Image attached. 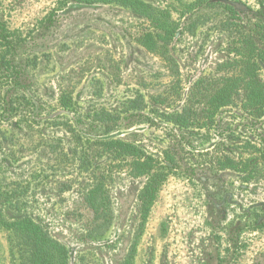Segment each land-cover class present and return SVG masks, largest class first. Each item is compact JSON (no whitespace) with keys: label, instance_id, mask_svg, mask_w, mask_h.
Instances as JSON below:
<instances>
[{"label":"rangeland","instance_id":"1","mask_svg":"<svg viewBox=\"0 0 264 264\" xmlns=\"http://www.w3.org/2000/svg\"><path fill=\"white\" fill-rule=\"evenodd\" d=\"M139 1L167 16L0 0V264H22L8 225L26 216L67 247L69 264H264V118L230 106L210 129L181 128L169 120L181 105L164 102L166 65L179 63L187 89L215 74L228 48L217 17L229 5L264 22V0ZM170 30L167 48L142 44ZM133 160L159 178L147 214Z\"/></svg>","mask_w":264,"mask_h":264},{"label":"trees","instance_id":"2","mask_svg":"<svg viewBox=\"0 0 264 264\" xmlns=\"http://www.w3.org/2000/svg\"><path fill=\"white\" fill-rule=\"evenodd\" d=\"M76 3H103L115 4L126 7L140 17L160 21L150 4L139 0H72ZM167 16V15H166ZM218 28L225 32L228 39L225 55L217 62L215 74L200 77L187 89L184 86L179 63L166 65L167 70L174 76L167 89L168 97L165 101L175 102L181 105L174 118L169 119L175 126L181 128L200 127L210 129L215 123L216 116L222 113L226 107L239 108L256 120L264 118V22L244 19L242 14L233 6H226L221 16H218ZM169 19L162 23L167 25ZM204 22L200 17L189 23L188 31L195 33L199 25ZM1 27V26H0ZM169 29L171 27L168 26ZM167 29V28H166ZM6 28L1 27V36L4 37ZM175 36V30L166 31L164 35L147 33L142 40L147 50L157 51L158 44L163 45L161 49L167 48ZM7 39V37L5 38ZM5 69L3 60L0 62V70ZM145 103L144 98L141 99ZM140 106V108H145ZM111 142H107L109 145ZM125 146V145H124ZM132 149V150H131ZM134 148L127 144V152L133 153ZM255 163L244 164V180L246 182L253 178L254 172L259 165ZM235 168L233 165H231ZM148 160L140 163L131 161V174L136 178H146L143 191L140 196L141 210L145 214L149 211L153 192L157 187L159 178L157 175L147 173ZM255 169V170H254ZM93 196L95 191H89ZM88 194V195H89ZM92 198V197H91ZM1 203V196H0ZM98 216V207H94ZM98 220V218H97ZM109 220L98 224L96 234H103L109 228ZM11 228L15 243L19 247L22 264H69V251L65 245L53 236L40 224L29 217L20 218L19 223L8 225ZM103 226H105L104 229Z\"/></svg>","mask_w":264,"mask_h":264}]
</instances>
